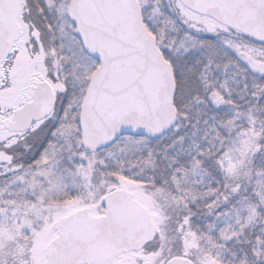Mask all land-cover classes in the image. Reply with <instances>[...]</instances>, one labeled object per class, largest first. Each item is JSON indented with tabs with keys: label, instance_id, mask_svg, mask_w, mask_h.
I'll list each match as a JSON object with an SVG mask.
<instances>
[{
	"label": "snow or ice",
	"instance_id": "obj_1",
	"mask_svg": "<svg viewBox=\"0 0 264 264\" xmlns=\"http://www.w3.org/2000/svg\"><path fill=\"white\" fill-rule=\"evenodd\" d=\"M0 264H264V0H0Z\"/></svg>",
	"mask_w": 264,
	"mask_h": 264
}]
</instances>
